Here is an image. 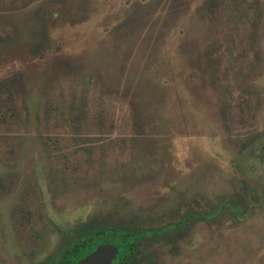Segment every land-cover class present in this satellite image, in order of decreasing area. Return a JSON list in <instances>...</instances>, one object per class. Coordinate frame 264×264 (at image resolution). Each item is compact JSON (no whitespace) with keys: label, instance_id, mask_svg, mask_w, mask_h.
<instances>
[{"label":"rangeland","instance_id":"obj_1","mask_svg":"<svg viewBox=\"0 0 264 264\" xmlns=\"http://www.w3.org/2000/svg\"><path fill=\"white\" fill-rule=\"evenodd\" d=\"M102 227L264 264V0H0V264Z\"/></svg>","mask_w":264,"mask_h":264},{"label":"trees","instance_id":"obj_2","mask_svg":"<svg viewBox=\"0 0 264 264\" xmlns=\"http://www.w3.org/2000/svg\"><path fill=\"white\" fill-rule=\"evenodd\" d=\"M159 231V230H156ZM155 230L152 233L156 232ZM143 231L128 230L114 227H102L79 235L76 240L66 243L64 248L48 264H76V261L94 249L99 242L97 238H105L108 243L117 247V253L112 264H129L135 255L138 243L145 237Z\"/></svg>","mask_w":264,"mask_h":264},{"label":"water","instance_id":"obj_3","mask_svg":"<svg viewBox=\"0 0 264 264\" xmlns=\"http://www.w3.org/2000/svg\"><path fill=\"white\" fill-rule=\"evenodd\" d=\"M117 247L111 243L97 244L94 249L76 261V264H112Z\"/></svg>","mask_w":264,"mask_h":264}]
</instances>
